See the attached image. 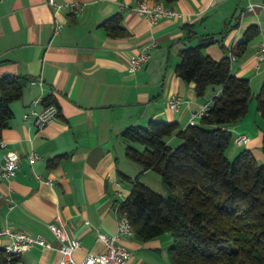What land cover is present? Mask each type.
I'll list each match as a JSON object with an SVG mask.
<instances>
[{
  "label": "crops",
  "instance_id": "crops-1",
  "mask_svg": "<svg viewBox=\"0 0 264 264\" xmlns=\"http://www.w3.org/2000/svg\"><path fill=\"white\" fill-rule=\"evenodd\" d=\"M55 1H78L83 9L55 11L48 0H0V77L30 78L23 97L11 103L14 117L0 139V162L8 151L21 155L17 174L0 179V230L41 235L53 246H33L21 255L20 264H57L61 244L51 224L80 241L79 257L104 251L98 232L115 233L116 208L133 188L123 175L133 180L141 172L126 156L122 132L148 127L151 121L177 123L184 130L215 94L210 89L200 97L194 83L176 75L182 49L213 37L203 53L216 60L233 53L232 73L249 79L251 89L260 91L258 81L264 84V61L255 68L264 39V0H179L166 6L180 16L156 23L131 12L132 0ZM249 2L255 7L245 12ZM115 15L121 17L126 36H111L104 26ZM57 22L64 27L55 35ZM250 26L259 33L240 46ZM150 43L157 45L151 60L130 73L131 57ZM173 95L182 101L176 111L169 108ZM47 97L54 99L59 114L38 129L23 115L42 111ZM228 129L236 136L252 134L243 124ZM33 153L40 158L31 163ZM123 243L132 252L127 264H170V245L166 252L157 238L142 242L134 235Z\"/></svg>",
  "mask_w": 264,
  "mask_h": 264
},
{
  "label": "trees",
  "instance_id": "trees-1",
  "mask_svg": "<svg viewBox=\"0 0 264 264\" xmlns=\"http://www.w3.org/2000/svg\"><path fill=\"white\" fill-rule=\"evenodd\" d=\"M148 1L171 5L179 0ZM104 26L111 36H126L119 15ZM258 33L250 26L240 46ZM213 39L201 37L197 45L182 49L175 68L179 78L194 83L198 96L215 92L201 123L179 130L177 123L151 121L148 127L130 126L122 132L126 156L141 172L133 180L123 175L133 188L119 209L142 242L172 235L170 264H264V165L249 149L233 160L225 152L232 140L228 126L247 115L253 93L249 79L232 73L229 57L216 60L203 53ZM29 82L21 75L0 77V139L14 117L11 103L23 97ZM256 100L264 119V84ZM55 103L52 97L44 100L45 107ZM181 141L184 145L176 149ZM148 171L161 174L168 196L140 181ZM20 259L16 256L14 262ZM0 264H7L1 251Z\"/></svg>",
  "mask_w": 264,
  "mask_h": 264
},
{
  "label": "built area",
  "instance_id": "built-area-1",
  "mask_svg": "<svg viewBox=\"0 0 264 264\" xmlns=\"http://www.w3.org/2000/svg\"><path fill=\"white\" fill-rule=\"evenodd\" d=\"M133 5L129 6V10L138 16L146 17L152 23H156L161 18L175 19L180 16L179 12L171 7H167L161 2H150L148 0H132ZM48 5L55 11L69 7L73 12H78L83 9V5L78 1H72L65 4H58L55 0H48ZM126 6L122 4L121 8ZM255 5L251 2L245 8L246 11H252ZM64 24L57 22L55 24L54 33L59 34L63 29ZM155 43H150L136 55L132 56L129 62L128 70L130 73H135L147 64L151 58L153 51L156 49ZM229 59L231 64L236 60V56L230 53ZM264 61V39L259 43L255 56V68L260 69L261 63ZM181 98L177 95L171 96L169 99V108L171 110H178L181 105ZM213 104L212 99L206 102L203 107L195 112L188 125H196L198 120H201L208 115L209 110ZM59 114V109L55 104L46 106L42 111L32 109L25 113L23 118L38 129L45 127L47 124L55 121ZM252 135L249 133H241L236 136L235 142L238 146H246L250 143ZM1 146H5L1 143ZM40 156L33 153L29 156L30 162L34 163ZM21 155L15 151H8L2 162H0V179L13 178L20 167ZM116 222L117 228L115 233L108 234L98 232L97 240L104 244V251L97 254L84 253L79 257L82 251L81 243L78 239L72 238L66 232L64 227L56 224L49 225L51 232L61 244L58 249L59 260L57 264H127L132 256V252L123 243L126 238H131L135 235L134 228L128 216L122 213L119 206L116 208ZM6 238L9 240L7 244H1V240ZM33 246H41L46 249H52V243L47 241L41 235H31L24 231H13L10 228H3L0 230V251L3 253L7 264H20L14 262L16 256H21Z\"/></svg>",
  "mask_w": 264,
  "mask_h": 264
},
{
  "label": "rangeland",
  "instance_id": "rangeland-1",
  "mask_svg": "<svg viewBox=\"0 0 264 264\" xmlns=\"http://www.w3.org/2000/svg\"><path fill=\"white\" fill-rule=\"evenodd\" d=\"M260 84L261 83L258 81V89L261 88ZM255 87L256 86L254 84V88ZM252 91H253V97L249 103L248 113L243 119H241V121L236 123L251 127L252 139L249 143L250 146L248 145L238 146L235 142L236 133L234 131H231L232 140L225 152L227 157L233 160L241 151H243L244 149H249L254 154L258 164L264 165V151L262 148L263 136H264V119L262 118L257 108L256 94L258 93L259 90L257 91L252 88ZM234 126L235 124L231 125V127ZM140 181L146 183L150 188H152L157 193L164 196H168V191L163 184L162 176L160 173L156 171H149L144 177L142 176L140 177ZM157 240H159L162 243V248L166 252H167V248L169 247V245L170 246L172 245V241H173L172 235L170 233H165L157 237Z\"/></svg>",
  "mask_w": 264,
  "mask_h": 264
},
{
  "label": "water",
  "instance_id": "water-1",
  "mask_svg": "<svg viewBox=\"0 0 264 264\" xmlns=\"http://www.w3.org/2000/svg\"><path fill=\"white\" fill-rule=\"evenodd\" d=\"M184 143H185L184 141H181V142L176 146V149L179 148V147H181L182 145H184ZM176 149H174V151H175ZM174 151H173V152H174Z\"/></svg>",
  "mask_w": 264,
  "mask_h": 264
}]
</instances>
